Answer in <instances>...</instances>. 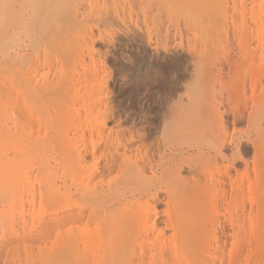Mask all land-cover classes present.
Wrapping results in <instances>:
<instances>
[{
  "label": "bare ground",
  "instance_id": "1",
  "mask_svg": "<svg viewBox=\"0 0 264 264\" xmlns=\"http://www.w3.org/2000/svg\"><path fill=\"white\" fill-rule=\"evenodd\" d=\"M258 6H264L263 0H0V14H2L3 19L6 22V46H4V50H6L4 52L5 67L8 71V78L5 83L6 86L3 81L2 83L5 86H3L4 91L0 88L2 89L0 92H2L4 96L6 95V100L8 99L6 103L10 101L13 105L12 107H14V109L9 107L13 110L10 109L12 113L15 111L18 115L21 113L24 115L26 112V115L27 111L32 109V106L38 105V97H32L29 92L26 93L21 87V78H15V76L17 77V75L21 74L22 70L27 68V73H29L30 76L27 75L26 79L30 82L32 73L29 71L32 69V71L36 70L34 67L38 66L40 61V59L36 57V60H33L34 58L32 57V54L31 57L28 56V48H34V46H37L35 49L39 48V45H37L39 43L36 44L35 39L29 34L31 25L33 24L34 26L36 23V27H32L33 32L37 33H35V36L37 37L38 42L40 35L41 39L43 38L44 30H51L52 35L55 34L58 36L62 33L64 35H60L61 43L57 44L59 46H61L60 44H64V48L66 49L57 46V49L64 53L61 55L62 57L60 55H57L58 57L56 56V60L58 58L57 63H55L56 65L54 63L52 64L55 69H57L56 71L52 69V71L54 70V73L56 72L54 74L55 77L51 81H49V79L47 81L45 80V82L43 81L44 77L40 78L43 83L42 81L39 83V80L38 85L36 84L37 82L34 83L35 85L31 82L30 84H33V86L28 83L29 86H31L30 90L34 87L33 90L37 89V92L40 93L42 91L44 93H41L42 95L40 94V97L42 96L43 98L44 96L43 99L46 102H44L46 109L43 108V104L41 103V108L45 110L44 112L52 111L49 109L50 105H47L49 103H51V105L54 104V107H57L53 109L55 111L54 116L56 114L58 117L55 116V118L51 112L52 114L50 113L51 115L48 116V118L51 117V119H53L54 117V119L50 120L51 122L49 119L47 120L50 124H53L54 127H57L59 124L56 131L58 132V135L61 134L62 141L67 138V133L70 132V130L68 132L67 129L75 126H70L71 123H68L71 121V117L77 119L76 122L75 120L74 122L78 125H80V123L82 125V123H86V120H90L86 119L87 117L85 118V116H81L80 113L82 111L79 110V108L84 109V107L88 105H85V103L88 102L91 104L88 106L92 107L93 104L89 100L90 95L92 96L97 93V84L99 87L101 82H95L93 79L94 77H92V75L95 74L87 76L88 74L86 75L83 72L86 69L83 68L90 63L89 66L92 67L87 66V68L93 69L94 72L96 71V74L97 70L94 68L101 70V72L104 69V59L102 60L101 58L102 51L100 52V49L96 48L95 45L97 41H99V38L105 39L106 37L97 38L94 31L95 28H100V23L105 21V19H115L122 23L129 20L130 22H133L132 18L135 16L139 17L142 14L146 15L147 13H150L153 18H159V20L162 18L163 20L166 19V21H173L174 23L167 25V28L172 26L175 30V35H181L180 32L183 34L184 30H186L187 33L192 31L191 36L188 37V42H186L187 44L185 43L186 46L184 45L186 47L184 49L186 52L189 50L191 55H193L190 56L192 58V63L189 61L190 59L187 60L189 61L187 62L189 65L192 64V66H190V72L187 68V70L184 69L183 71L185 72L184 74L189 72L188 76L190 77L189 78L186 75L183 76L184 78L188 77L187 80L186 78H183L186 81V83H184L185 85H183L185 90L181 87V89L184 90L182 93L186 92V95L181 98L180 96L184 94H181V92L179 93L181 95L177 93L179 96L175 94V96L177 95V98H181H178L179 102H175V100L173 102L172 100L175 97L173 95L171 97L167 95L169 99L173 97L171 101L173 104L176 103V106L178 105L179 108H176L175 106L171 107H175L176 109L169 107L168 110L167 107L165 108L167 111L165 110L166 113L161 116V128L158 127L156 132L151 131L145 133L146 130H144V127L138 125H141V117L143 116L140 115L141 113H135L132 116H128L131 123L129 122V118H127L129 124L132 125L129 126L134 128V131L130 132L132 128L130 129V127H128L127 129L125 127L126 130H129V134L127 135L125 133L122 134V136L119 134L121 138L119 136L115 137L111 132L113 133V130L117 127L119 121L116 123L114 120V122L110 120L109 122H112L113 124L116 123L115 128H112L111 132L109 129L112 125L110 127L108 126L110 135L109 132H106L107 130L104 126L107 124L106 122L108 119L115 118V116L112 115L113 112L108 111L109 109H107V111L108 113H111L113 117L109 114L105 115L104 113L106 110L101 106L104 111L101 114V116L103 115L100 121L101 124L98 123V125H100V127L103 126L104 129H101L97 124H94L98 127L97 131L99 132L100 129L101 131L99 133L96 130L93 131L95 129L94 126V129L92 128L93 130L90 131V134L94 137L91 136L89 140L86 138L88 144L85 142L86 140L84 139L85 141H83L82 138L86 137L84 134L90 130V127L95 120L90 123V126L86 124L89 127L87 132L85 130L87 129L86 125L84 128L81 126L82 129L79 128L78 125L74 127L75 131H77L76 127H78L81 133L79 132V136V133L76 132V134H74L75 131L73 130V134L77 137H75V140L72 139L73 141L70 143L68 149H66L68 146L64 145V142V148L56 144L58 145L57 149H61H59L61 152L58 150V153H60V157L58 156L59 160L60 158L66 159V155L68 154L67 161L71 170H69L66 160L64 165L67 167V169H65L68 172L66 173V171L63 168L62 169L66 173V176L70 174L69 176L73 177L72 179H74L73 181L75 182L73 184V191L68 193H62L59 187V192L57 191L58 193H56V190L53 189L49 181V176L53 173L50 174V169L47 168V165H44V160L41 158L42 156L40 157V154H42V152H40L41 148L45 149L46 152L49 151L48 147L45 146L48 141L37 140V138L34 141H30V139L25 140L26 135L24 134L25 137H23L20 133L21 131L23 132L24 128L29 129V126L24 127V125H27V119L30 117L29 114L31 115L32 113L27 114L29 116H27L28 118L24 116L25 120L23 119L22 114L20 117L23 120H21L20 117L19 119H16L17 121L21 120V122L18 121L19 125L22 121L25 122L27 120L26 124L24 123L23 125L22 123L21 125L23 126H19L23 127L22 130H19L20 132L18 131L19 127L13 128L15 130L17 129L14 132H12L13 130H8L9 124L6 125L8 121H5L6 119L3 120L2 117H0V119L3 120V122L0 120L3 125L6 122L4 125L5 128L4 126L3 128H0V202H3L0 203L2 204V206H0V264H264V32L260 30L262 31V34L259 32V36L256 38L252 37L258 41V44H255L253 39L250 38V36L254 35H250L251 27L248 28L250 26L248 25V21L250 20L248 15L252 18L251 21L255 23L262 20V26H264V7L260 8V14L254 12ZM182 12H185V18L181 17L182 19H179L178 17ZM257 14L260 15V19H257L258 21L256 22L254 19H256L255 16ZM91 16L95 17L93 20L94 22H91ZM235 16L242 17L241 24H239L240 20H238V18V22L236 23L239 26L241 25L240 28L242 30L236 25L234 29L238 28V32L235 29L234 32L237 33L235 34L233 32V34L236 36L238 35V37L234 35L235 37L231 38H239L237 40L233 39L236 41V43L233 44L236 46L240 44V46H237L240 51L237 49L236 51H238V53L236 52L237 56H235H239V58L241 57V60L233 57L235 54L233 52H235V50L232 52L233 55L229 52L230 49H233L229 47L228 40L231 32L228 31L227 26L229 23L230 26L234 22L233 20H235ZM230 17H233L232 21L230 20ZM162 19L161 21L163 22ZM86 20L89 21L86 22ZM89 22H91V25ZM261 22L259 23L262 24ZM86 23L90 25V27ZM233 24L235 25V23ZM246 28H248V31ZM23 29L28 31L27 35L23 32L26 37H22L21 30L23 31ZM259 29L260 28H258V30ZM38 30H42L43 33ZM127 30V34L125 33V30L123 31L125 34L123 32L121 33L126 37H132L138 41L144 40L145 42V39H143V35L141 34L142 32H140L138 28L132 26L131 29L129 28ZM213 30L217 34L212 35V33H214ZM77 31L84 35H77ZM72 32L74 35L80 37L78 40L80 42L82 40L81 43L83 45L80 42L78 43L77 38H74ZM38 34L40 35L38 36ZM47 34H44V38ZM220 34H223L226 38L225 41H228L227 43L225 42L228 47L225 51L222 50L221 45L218 43L220 38H217L221 36ZM244 34L245 36H243ZM68 35H70V38L72 37L71 39H76L77 46L81 44L80 47L83 51H87L88 56L90 57L88 58L86 54V58H88L87 60H91V62L88 61V63L85 57L83 58L85 60H83L81 59L82 55L79 54L80 56L78 59H81L83 63L78 67L81 68L82 66L83 68L81 69L83 71L79 68V70L74 68V65L76 67L77 63L78 65L81 63L80 60L77 59V54L78 50L82 51V49L77 48L75 51L76 48L74 47V49L71 47L70 43H68ZM49 37L50 36L47 35L46 41L45 39L43 40L48 43ZM64 37L67 44L64 41ZM81 37H83V39ZM212 38L217 40L214 41ZM223 38L224 37H222V39ZM51 39H53V37H51ZM106 39L109 41L108 38ZM222 39H220V44L224 47L225 43L222 42ZM55 40L57 39L55 38ZM233 40L232 42H234ZM44 41L43 43L46 44ZM125 41L127 42L128 40ZM176 41H178V46L174 45ZM176 41L173 46L183 47L184 42L182 43V40L179 42L180 40L176 39ZM232 42L230 44H232ZM146 43L148 44V42ZM214 45H219V47ZM256 45H261L258 46L261 50L259 49L257 51L261 52L257 53L255 51ZM211 46H214V48H211ZM218 48L219 50L217 51ZM35 49L33 51H35ZM208 49H215L216 52L212 51L211 55L209 54L210 52ZM223 49H225V47ZM67 50L70 52H67ZM220 50L224 54H220ZM38 51L39 49L35 51L36 55H38ZM254 51L256 53H253ZM65 53L67 54L66 56L64 55ZM82 54L85 56V53ZM205 54L209 56L208 59H206L208 56ZM215 54H220V59L217 58V55L215 56ZM204 56H206V58ZM211 56H213V58H211L212 63L210 62ZM48 57L47 60L51 62L50 57ZM222 57L223 61H219L222 60ZM204 58L206 59L205 61ZM215 60L219 61V64ZM52 61L55 62V59ZM84 61L88 64H85ZM203 61L206 65L208 62L215 65L212 66L213 68H217V64L220 65L217 71L218 73L213 71L212 67H210L211 65H209V69L208 65L203 66ZM40 63L47 65L48 62ZM151 63L150 60L145 59L136 64L133 74L136 73L135 75L137 76L143 74L144 76L145 73L153 68V63ZM235 63L238 65L236 68L233 67L235 74H237L235 80L238 79V82L241 81V85L245 83L244 86L247 85L246 82L248 80L249 83L247 87L250 88L248 90L251 92V94H249V99L253 97V90L250 91L252 87L257 89L260 88V94L262 93L260 95L259 90L257 91L258 93L256 95L258 98L255 97L257 104H255L256 101L253 100L254 98L251 99V102H253L251 104L249 103L248 106H251L252 104H255V106L252 107V105L250 107L251 109L249 108L250 111L248 113H246L247 111H244L246 109H241L242 105L244 106L243 108H245L246 105L240 103L242 104L240 105L241 110L238 106V112L233 115V124L243 123L245 119L248 121L249 127L244 131H240V129L242 130L243 128H237L235 126L237 129L234 130V127L231 128L228 126L229 124L225 118V110L227 111L228 108L227 106V109L225 107V109L222 108L224 111L220 108L223 107L222 102H226V99L235 98L230 96L229 88L223 86L225 88L227 87V92L225 91V88L221 87V89H219L217 87L220 91L223 88L225 94L229 97L228 98L225 95V101L223 100L220 102L223 98L220 95L222 92H218V90L214 88L218 93H216V90H213L211 93L214 92L218 94V97L221 96V99L219 98V100L217 95L214 94L217 98L216 104L214 102L215 96L211 94L214 96L213 103H203L205 102L208 92L200 83V80H202L201 77L203 78L207 73L206 70H208V73L206 74L207 77L210 76L212 71L217 74L216 76H227L224 74L226 72L223 73L222 71L223 66L225 64L235 66ZM239 64L242 65L241 68ZM205 66L207 69H205ZM245 66L248 67L246 68ZM249 66L252 67L249 69L251 70V73L253 72L252 74L244 71L248 70ZM49 67L54 68L50 65ZM237 68L240 73L236 71ZM28 69L30 70L28 71ZM46 69L47 71L50 70L48 69V66ZM88 69L86 73L89 72L91 74L93 71L89 69L90 72ZM241 69L245 74H250L246 75H248V77L251 76V79L247 78L245 75L247 80H244V82L243 80H240V78L243 77V75H239L241 74ZM209 70L211 72H209ZM52 71L50 70L49 72ZM101 72L99 71V73ZM221 72L223 74H221ZM77 73L79 76L81 74H83V76L86 75L87 78H82V76H80L81 79L79 77V79L83 80V84L87 80H93L94 84L93 82H91V84L89 82L91 85L89 86L86 82V84H88L86 86L92 87V89L94 88V91L90 89V93L92 91L95 94H89V92H87L89 91V87L86 93V87H83V84L82 87L84 90L81 89L83 92H78L80 91L78 87L81 85L79 84V86L77 82H80V80L77 82L75 80L74 83L76 82V84L73 83L74 75ZM45 74L44 76L46 78L47 76ZM23 75H26V72ZM100 75L102 77V73ZM100 75L96 76L99 77ZM221 76L218 77L221 84L218 80L217 82L214 80L217 77H214L211 82L214 80L217 85L218 83L219 85H228L227 83L229 82H225ZM88 77L90 79H88ZM98 77L97 79L100 78ZM85 78L87 79L86 81ZM228 78L229 81L232 80V77ZM33 79L35 80V77ZM102 79L104 78L102 77ZM181 79L182 78H180L179 81ZM183 79L181 80L182 82ZM206 79L210 81L209 78ZM243 79H245V77ZM252 79L254 82H252ZM250 80L252 83H250ZM182 82L181 85L183 84ZM212 83L211 88L213 87ZM28 84L26 85L27 90ZM39 84H43V88L40 87L42 85ZM68 84L71 85L69 87H72V84L74 87L78 86V91L76 92L77 88H69ZM249 84H251V86H249ZM92 85L96 86V88ZM104 85L106 84H103L100 89H98V92H100L99 90H101V88L102 90L105 89ZM234 85L236 88H240L238 89L241 90L239 91L240 93L243 91L242 89H244V92L246 93V89L239 86L240 84L234 83ZM234 85H231L232 90L235 88ZM44 86L46 90H42L44 89ZM38 87L41 91L38 90ZM172 88L173 89L170 92L171 94H173L174 91H179L176 87ZM70 90H72L71 92L73 94H71V97L79 93V96L76 97H80L78 98L80 100L84 97V103L82 101L83 104L78 102L80 100L77 101L75 96V98L73 97L75 99H73V101H71V98L61 97L62 95L67 96V93L65 92H69ZM102 93L107 95L106 92L97 94L102 95ZM245 93L243 94L242 92L244 96L240 94L241 96L239 95L238 97L248 99L245 97ZM3 95L2 97H4ZM101 95L93 96V98L95 97V100L97 99V103L99 102L98 98L102 97ZM45 98H48L49 101H46ZM93 98L91 97L90 99L93 100ZM0 99H2L1 96ZM64 99H67L66 103L68 105L62 103ZM100 99L103 100V98ZM2 101V103H4L5 98L4 100L2 99ZM74 101L80 103V106H75L78 103L74 105V103H72ZM100 102L102 103V101ZM227 102L231 103L230 101ZM2 103L1 106L3 105ZM10 103L8 104L10 105ZM101 103L100 105H102ZM232 103L230 105L233 106ZM244 103L246 102L244 101ZM64 104L67 108L63 107ZM95 104L92 108L99 109V107H97L98 104L96 107ZM104 104L105 102L103 105ZM61 105L63 107L62 109ZM69 105L71 107H68ZM4 107H6V105H4ZM89 107H87V109L91 110L88 113H86L87 109L82 110L86 115L89 114L87 116L91 118V116L96 113V110ZM58 108L61 110H56ZM230 108V111H227L229 114L232 110L233 112L236 110L233 109L234 106L232 109ZM5 109L7 108H4V110ZM69 109H75V114H78V116L75 115V117L73 115V117L70 115L69 112L71 111H68ZM102 109L97 110V115L99 114L98 111L101 112ZM4 110L2 111L4 112ZM35 110L36 113L41 112V110L38 111L39 109H33L34 112ZM220 110H222V112ZM6 111L7 110H5V112ZM3 112L2 114L5 113ZM15 112L13 113L15 116L13 114L10 116L9 112L6 116L3 115V117L5 116L6 118L9 115L10 117L13 116L16 118L18 116H16ZM33 114L31 115V118H29V123H31L30 131L33 124L37 125L39 123V126L44 125L43 123H40L42 122L40 121L41 118L39 120L41 114L39 113V116L36 114L38 118H33L34 116L36 117V115ZM62 114L65 116L61 117L60 115ZM97 115L94 114L91 121L93 120V117L95 118ZM119 117L121 116H118V119L120 120ZM9 118L7 117V120ZM57 118H59V121H63L64 124L63 122L62 124L61 122L57 123ZM63 118H65V120ZM78 118L80 122L78 121ZM13 119L14 118H12V120ZM118 119L115 118V120ZM97 120L99 121L100 117ZM11 121L10 123L12 124L15 119L12 122ZM32 121L34 123H32ZM35 121L38 122L36 123ZM121 122H123L122 119ZM2 124L0 127H2ZM15 124L16 123H14V125ZM14 125L12 127H14ZM67 125H69V127ZM39 126L36 127L40 130L33 127V131H31L30 135L37 134L39 136V134L47 133V130H45L46 126L44 127L45 131L43 130V133H40L42 127ZM65 127L67 129H65ZM244 127L247 128L246 126ZM118 128H121V130L118 131ZM135 128H137V130H135ZM141 128H143V132L140 130ZM4 129H7V131ZM26 129H24V131ZM35 129L38 130L36 131ZM72 129L73 128H71V131ZM123 129L124 125L123 128L121 126L117 127L115 133L117 132L118 134L120 131L122 132ZM63 130L67 133L63 132ZM81 130L85 131L82 132ZM34 131L36 133H32ZM102 131L105 132V135L107 133V137L111 138L114 136L115 138H113L118 140L114 141L112 138L111 140L110 138H106ZM33 135L31 136L34 138ZM63 135L66 138L63 139ZM95 136H99L100 139L96 140L97 137ZM103 136L105 137V140ZM41 138L42 137H40V139ZM102 138L103 141H101ZM99 140L102 143L101 147L99 146ZM54 142L56 141L54 140ZM10 150L13 152V155H10ZM64 151H66L67 154H65L66 152ZM48 157L47 154V158ZM49 160L51 161V157ZM54 162L56 161L54 160ZM87 165L89 167L85 169V166ZM57 166L59 165L57 164ZM51 167H53L52 164ZM59 168H61V166H59ZM56 170L57 169H55V172L57 173L58 171ZM79 174L83 176H80ZM66 180L68 179H65V183L67 182ZM42 181L47 185H50V189H48L47 186L44 187V190L47 188L49 192H47V190L43 192L40 190V195L38 196L39 202L37 203L36 201L38 197H36L37 194L35 195V193L39 194V192H36L39 190V187L37 188L35 185L36 183H40L41 186H43L41 183ZM69 186L71 187V185ZM17 190L22 193L21 195L27 194L29 196L30 194L34 197V199L30 197V199H33L34 204L37 203L35 207L33 206L34 208L32 207L30 209V213L33 215V217H31L33 218V222L30 224H27L26 221H22L24 219L22 216H26L23 209H20L19 211L21 212L20 214H22V220L20 221L23 223H19L20 225L15 223L14 219H16L15 216L18 215V213L12 210V208H15L18 203L23 202L18 200L20 198V193ZM17 193L19 194L18 197H16L18 195ZM14 196L15 200H13ZM28 196L25 198L28 199ZM10 197L13 204L10 203ZM22 198L24 197L22 196ZM30 199L25 201L28 202ZM16 200H18L17 203H15ZM14 205L16 206L14 207ZM19 208H17L16 211H18ZM28 217H30V215ZM18 218L20 219V217H17V219ZM250 246L254 248L255 252L252 256H250V252L253 249Z\"/></svg>",
  "mask_w": 264,
  "mask_h": 264
},
{
  "label": "rangeland",
  "instance_id": "2",
  "mask_svg": "<svg viewBox=\"0 0 264 264\" xmlns=\"http://www.w3.org/2000/svg\"><path fill=\"white\" fill-rule=\"evenodd\" d=\"M2 3V2H1ZM263 3H264V0H263ZM264 6H258V7H256V10L254 11L255 13H259L260 12V8H263ZM260 14V13H259ZM259 14H257L256 16H255V18L256 19H254V20H256V22L258 21L257 19H260V15ZM185 18V12H182V14L178 17L179 19H182V18ZM248 17L250 18V20L248 21V25H250L248 28H250V35H253V36H250V38H252V37H257V36H259V32H261L260 34H262V31L264 32V26H262L263 25V23L259 20L258 21V23H255V22H253V21H251L252 20V18L250 17V15H248ZM259 17V18H258ZM94 18L95 17H90V20H92L91 22H94L93 20H94ZM232 18L233 17H230V20L232 21ZM237 18H238V20H240V22H239V24H241V18L242 17H237V16H235L234 17V19L235 20H233L234 22L233 23H235V25L232 23L230 26H231V28L233 29V31H232V29L230 28V26H229V24H228V26H227V28H228V31L229 32H231L230 34V37H229V42L228 41H225L226 40V38H225V36H223V34L220 36V35H218V36H220V37H218L217 39H222V37H224L223 39H222V42H228L229 43V47L230 48H232L233 50H229V52L231 53V55H233L232 54V52L235 50V52H233V53H235L234 55H233V57H235L236 59L237 58H239V56L238 57H236L237 55H236V52L238 53V51H236L237 49H238V47L237 46H240V44H238V41H237V46L235 45V44H233V43H236V41L235 40H237V39H239V38H231V37H235L236 35V33L238 32L237 31V29H236V31L237 32H234V27H236V23L238 22V20H237ZM133 19V22L131 21L130 22V20L129 21H126L125 23L123 22H120V21H117V20H115V19H105V21H102L101 23H100V28L99 29H97V28H95V31H94V33H95V35H96V37L98 38V37H106V38H108L109 39V41L105 38V39H98L99 41H97V43H96V48H99L100 49V52H101V55H102V60H103V71L101 72V70H99V69H97V68H94L95 70H97V74L94 72V70L93 69H90V70H92L93 72H91L88 68H87V66L88 67H92V66H89V62H91V60L89 61V60H87L88 58H90L89 56H88V53H87V51H83V49L80 47L81 46V42H82V40H81V42L78 40L80 37H78L77 35H79L80 36V34L81 33H79L78 31H77V35H74L73 34V32H72V34L74 35V38H77V40H78V43L80 42L81 44L79 45V46H77V44H76V41L75 40H73V39H71L70 38V35H68V37H67V40H69L68 41V43H70V45H71V47H75L74 49H75V51L77 50V48L78 49H82V51L81 50H78V54H77V59H78V57L80 56L79 54H81L82 56H81V59H83L84 57H85V59L87 60V62L89 63H85L86 61H84V63L85 64H88L87 66H85V68H83L82 66H81V68H83V69H86L85 71H83L80 67H78V66H80V65H82V63H83V61H81V59H78V60H80V64L78 65V63H77V66L75 67V65H74V68H76V70H82L87 76H91L92 74H95V75H92V77H94L93 79L95 80V82H97V81H100L99 83H100V85H99V87H98V84H97V88L98 89H100V87L103 85V84H106V85H104L105 87V89H103L102 90V88H101V90H99L100 92H98V89H96V92L97 93H101V92H106V94L107 95H105L104 93H102V95L101 94H95L94 92H92L91 91V93H90V89H92V87H89V86H91L90 84H91V82H93V80H90V81H88L86 78V75L85 76H83V74H81L80 76H82V78L83 77H86L85 78V81L89 84V82H90V84H89V91H87V89H88V87L86 86V85H88V84H86V82H84V84H83V80H81L82 78L79 76V72L78 71H76V72H78L77 74H78V76H77V74H75L74 75V80H73V83H74V81L76 80V82L78 81V80H80V82L78 83L77 82V84L80 86V87H78L79 89H80V91H78V88L75 86H73V84H72V87H74L75 89L77 88V90H76V92L78 91V92H83V87L85 86L86 88H85V92L87 91V92H89V94H92V93H94L95 95H90V98L92 97L93 98V96H98V95H101L102 97H100V98H103V100H101L100 98H98L99 99V102L97 103L96 102V100L93 98V100L92 99H90L89 97V100H90V102H92V104L94 105L95 104V102H96V104H95V107L97 106V104H98V106L97 107H99V109H97V108H92V107H94L93 105H92V107H89L91 104L88 102V103H85V105L86 104H88L87 106H85L84 107V109H87V107H89V108H92V109H94V110H96L95 112L96 113H94V114H96L97 115V110H100V109H102L103 107V109H105L106 111H105V115H107V114H109L111 117H113V116H115V118L116 119H118V116H121V117H119L120 118V120L118 119V120H115V118L113 119H111L110 118V116H109V118L110 119H108V121L106 122L107 124L104 126L105 127V129L107 130H104V131H106L107 133L110 131H112L111 129L113 128H115V125H116V123L118 122V125H117V127H122L123 128V125H124V129L122 130V132L120 131L118 134H117V132L115 133V130H117V127L113 130V133L111 132V134L112 135H115V137H117V136H119V134H120V136H122V134H129V130H126V128L128 129V127H130V126H132L131 124H129V122L131 121L130 120V118L128 117V116H132L133 114H135V113H141L140 115H142L143 117H141L142 118V120H141V125L140 124H138L139 126H142V127H144V130H146L145 131V133H149V132H151V131H153V132H156L157 130H158V127L159 128H161V119H162V117L161 116H163L164 115V113H166V107H167V109L169 108V107H171V106H175L176 108H179V106L177 107L176 106V103H174L173 104V102H174V100H175V102H179V99L178 98H182V97H184L185 95H186V92H184V93H182L185 89H184V86L183 85H185L184 83H186V81L184 80L185 78L183 77V76H188L189 75V70L191 69L190 68V66H192V58L190 57V56H193V55H191V53L189 52V50H187V52L185 51V49L184 48H186L185 46H186V42H188V37H190L191 36V33H192V31L191 32H189V33H187V31L186 30H184L183 31V34H182V32H180L181 33V35H179V34H177V35H175V30L173 29V27L172 26H170L169 28H167L168 26L167 25H171V23H174L173 21H166V19L165 20H163L162 18V20H163V22L161 21V19L159 20V18L158 19H156V18H153L152 17V14H150V13H147L146 15L145 14H142L141 16H139V17H137V16H135L134 18H132ZM131 19V20H132ZM54 20V19H53ZM168 20V19H167ZM87 21H89V20H86V22ZM165 21V22H164ZM91 22H89V24L91 25ZM259 22H261L262 24H260ZM251 23V24H250ZM87 24V23H86ZM5 25H6V22H5V20L3 19V16H2V14H0V84H1V86H0V88H2L3 89V86H4V84L6 83V80H7V76H8V71H7V69H6V67H5V50H4V46H6V43H5ZM88 25V24H87ZM90 25H88L89 27H90ZM92 25H93V23H92ZM33 26V24L31 25V30H30V35H32V37L35 39V43L37 44V43H39V44H37V45H39L38 47V49H39V51L37 52L38 53V55H36V53H35V51H37L38 49H35V47H37V46H34V48L32 47V48H26L27 49V51H28V56L29 57H31V54H32V57L34 58H32L33 60H36V58H38V59H40V61H39V63L40 62H43V63H46V62H48L47 63V65L46 64H41L40 63V65H39V63H38V66H36V67H34L36 70H34V71H29L30 69H28V71L29 72H31L32 74H34V75H32L31 73V76L32 77H30L31 78V80H30V82L26 79V76L28 75V76H30L29 75V73H27V68H25L24 70H22V72H21V74L23 73V74H25V72H26V75H17V77L15 76V78L16 79H20L21 78V87L26 91V93L27 92H29L30 94H31V96L32 97H38V105L36 106V105H34V106H32V109L30 110V111H27V114L28 113H35V114H33V115H36V114H38V116L41 114H43L42 116L40 115L39 116V120H40V118H41V120L40 121H42V122H40V123H43L44 125H42V124H40V125H42V126H39L38 124L37 125H32L31 126V131H33L32 130V128L34 127H36V126H39V127H42V132L40 131V133H43V130H44V127L46 128L45 130H47L46 132L47 133H43V134H39V136L37 135V134H31V135H33L34 136V138L30 135V133H31V131H30V124L31 123H29L30 121V119L29 118H31V115L29 114V116L26 114L25 115V113H24V115L22 116L23 117V119H24V116L26 117V118H28L27 120H28V122H27V125H24V123L26 124V121L24 122V121H22V123H23V125H24V127H27V126H29V129H26V128H24V129H26L25 131H24V129H23V132L21 131H19V130H22V128L23 127H19L22 123H20V125L18 124L19 122H21V120H23V119H21V117H20V115H18V113L17 112H15L16 113V116H18V117H10L13 113H12V109H14V107H12L13 105L10 103V101H8L7 103H6V101L8 100H6V98L7 97H5L4 95H3V93L2 92H0V96H1V98L4 100V98H5V101H4V103H6V104H4V103H2L3 101H2V99H0V109H2V110H4V108H7V109H5V110H7L6 112H5V110H4V112L2 111V110H0V111H2L4 114H2V112H0L1 114H0V117H2V119L4 120V119H6L5 121H8L7 122V124H6V122L4 123V125L6 124V125H8L9 124V126H8V130H13L12 132H14V131H16L15 129H13V128H18V131L23 135V137H25L24 136V134L26 135V139L25 140H27V139H30V141H34V140H36V138H37V140L39 139V140H45V141H50L49 143L47 142V144L45 145V146H47L48 147V149H49V151H48V149H47V151L48 152H46L45 151V149H43V148H41V151L40 152H42V154H40V157L41 158H43V160H44V165H47V168H49L50 169V174L51 173H53L52 175H50L49 176V181H50V183H51V185H52V187H53V189L54 190H56L55 192L56 193H58L59 191V189H60V191H62V193H64V192H71V191H73V187H74V179H72L73 177H70L68 174V176H69V178H68V176H66V173L68 172V171H66V169H67V167L64 165V162H65V160H66V164L68 165V167L70 166L69 165V163H68V159H67V152L66 151H64V152H66L65 154H67L66 155V159H61L60 158V160H59V157H60V153H58V150L60 149H57L58 147V145H60V146H62L63 148H64V145H66V146H68V147H66V149H68L69 148V146H70V143L73 141L72 139H74L75 140V137H77L76 135H74V134H76V132L77 133H79L80 132V129L79 128H81L82 129V127L81 126H83V128L84 127H86L87 125H89L90 126V123L91 122H93L94 120V122H93V125L90 127V130H89V127L87 126V129H85L86 130V132L87 133H82V134H84L86 137H84V138H82L83 139V141H85L86 140V138L89 140L90 139V137L92 136L91 134H90V131H92L93 129H94V126L97 124L98 125V123H100L101 124V117L103 116H101V114L103 113V109L101 110V112L100 111H98L99 112V114H100V116H99V114L97 115V116H95V118L93 117V120L91 121V118H92V116L94 115H92L91 116V118H89V116H87V115H89V114H87L86 115V113H88V112H90V110L89 109H87L86 110V113L83 111L84 109L83 108H79V110H81L82 112L80 113L81 114V116H85V118L86 119H90L89 121L88 120H86V123L84 124V123H82V125H81V123H80V125H78L77 123H75L76 122V118H72L71 117V121L70 122H68V123H71L70 124V126H72V125H75V126H79V128L78 127H76V129H77V131H75V129H74V127L75 126H72L71 128H73L72 129V131H71V128L70 129H67L66 127L68 126L69 127V125H67L66 127H65V129H67V131L69 132V130H70V132L69 133H67V132H65L64 130H63V132H65V133H67V138L66 137H64V135H63V139L64 138H66L65 140H63L62 141V137H61V134H59L58 135V132L56 131V128L58 127V125H57V127H54L53 126V124H50V120H53L54 119V117L56 116V117H58L56 114H55V116H54V109L55 108H57V107H54V104L53 105H51V103H49V104H47L48 106H49V109H51L52 111H48V112H44L45 110L44 109H46V106H44L45 105V100L43 99L44 98V96H43V98H42V96L40 97V94L41 93H43L42 91H41V89L38 87V90L39 91H41L40 93L39 92H37L36 90H33V88L34 87H32L31 88V90H30V87L31 86H33V84L35 83V82H37L36 84L38 85V81L40 80V82L39 83H41V81H42V79H40V78H43V81L45 82V80L47 81V80H49V81H51L54 77H55V73H54V70L56 71L57 69H55V67L52 65L53 63L55 64V63H57V60H58V58H57V60H56V56L58 55H63V53L64 52H62L61 50H59V49H57V46H59L57 43H61L60 42V38H61V36L63 35V33L62 34H60V35H58V36H56L55 34H53L52 35V32H51V30H44L45 32L43 33L42 32V30H38L39 32H42L43 33V38L41 39V35L40 34H38V36H39V42H38V39H37V37L35 36V33L36 32H33V27L35 28L36 27V23L34 24V26ZM88 26H87V28H88ZM132 26H135V28H138L139 30H140V32H142L141 34L143 35V39H145V42H144V40L143 41H138V40H135L134 38H132V37H126L124 34L126 33V30L127 29H131V27ZM220 26H221V24H220ZM238 27H239V29H241L240 27H241V25L239 26V25H237ZM263 27V28H262ZM86 28V29H87ZM127 28V29H126ZM134 28V27H133ZM219 28V27H218ZM229 28H230V30H229ZM242 28H243V22H242ZM248 28H246L247 29V31H248ZM258 28H260L259 30H258ZM262 28V29H261ZM220 29V28H219ZM245 29V30H246ZM125 30V33L123 32ZM242 30V29H241ZM260 30H262V31H260ZM81 31V30H80ZM168 31V32H167ZM240 31V30H239ZM244 31V30H243ZM243 31H241V32H243ZM21 34H22V37H24L25 36V34L27 35L28 34V31H25V29H23V31L21 30ZM25 34H24V33ZM48 34H47V33ZM121 32H123V33H121ZM213 32L214 33H212V35L213 34H217V33H215V31L213 30ZM233 32L235 33V34H233ZM241 32H239V33H241ZM75 33V32H74ZM127 33H128V30H127ZM126 33V34H127ZM248 33V32H247ZM37 34V33H36ZM44 34H47L48 36H50L49 38H48V40H49V42L48 43H46L45 41H46V39H47V35H45V38H44ZM120 34H122V35H120ZM243 34V33H242ZM241 34V35H242ZM84 34H81V36H83ZM182 35H183V37H182ZM228 35H229V33H228ZM235 35V36H234ZM36 38H35V37ZM64 36V35H63ZM75 36H77V37H75ZM179 38H178V37ZM216 36V35H215ZM243 36H245V34L243 35ZM261 36V35H260ZM26 37V36H25ZM51 37H53V39H51ZM122 37V38H121ZM181 37V38H180ZM217 37V36H216ZM227 37V38H228ZM236 37H238V35L236 36ZM240 37H242V36H240ZM55 38L58 40H55ZM82 39H83V37H81ZM178 39V40H180L179 42H181V40H182V43H183V47L182 46H179V47H175L176 45L178 46V41H176V39ZM254 38V39H255ZM41 39V40H40ZM43 39H45V41L43 40ZM63 39V38H62ZM175 39V40H174ZM184 39H187V40H184ZM211 39V38H210ZM214 41H216L217 39H214V38H212ZM219 39V45H221V48H222V50H226L228 47L226 46L227 44L225 43L224 44V47H225V49H223L224 47L222 46V44H220L221 43V40ZM233 39H235V40H233ZM242 39V38H241ZM240 39V40H241ZM253 39V38H252ZM253 39V41H254V43L255 44H258V41H256L257 39H255L254 40ZM46 43V44H44L43 43V41ZM66 39H65V37H64V41H65ZM103 40V41H102ZM105 40H107V41H105ZM122 40H124V41H122ZM125 40H128L127 42L125 41ZM224 40V41H223ZM231 40V41H230ZM232 40L234 41V42H232ZM264 40V39H263ZM37 41V42H36ZM57 41V42H56ZM75 41V42H74ZM130 41V42H129ZM176 41V42H175ZM212 41V40H211ZM66 42V44H67V41H65ZM84 42V41H83ZM146 42H148V44L146 43ZM174 42H175V44H174ZM232 42V44H230ZM241 42V41H240ZM239 42V43H240ZM257 42V43H256ZM146 45H145V44ZM186 43V44H185ZM212 43V42H211ZM5 44V45H4ZM66 44H65V47H66ZM173 44L175 45V46H173ZM213 44V43H212ZM260 44V43H259ZM61 46H59V48H64V44L62 45V44H60ZM83 45V44H82ZM185 45V46H184ZM219 45H214V46H216V47H219ZM231 45V46H230ZM264 45V44H263ZM262 45V46H263ZM149 46V47H148ZM166 46H167V48H166ZM214 46H211V48H214ZM258 46H261V45H256V49H255V51L257 52L260 48L258 47ZM83 47V46H82ZM180 47H182V48H180ZM258 47V48H257ZM147 48H149V49H147ZM153 50H152V49ZM234 48H236V49H234ZM240 48V47H239ZM35 49V51H33ZM64 49H66V48H64ZM73 49V50H74ZM98 49V50H99ZM32 52H34V53H32ZM63 50V49H62ZM209 50V54H211L212 53V51H215L216 52V50L215 49H208ZM207 50V51H208ZM219 50V48L217 49V51ZM239 50V49H238ZM261 50V49H260ZM206 51V52H207ZM228 51V50H227ZM240 51V50H239ZM253 51V50H252ZM253 52V53H256V52ZM40 52H41V54H40ZM67 52H70V51H68L67 50ZM80 52V53H79ZM107 52V53H106ZM189 52V53H188ZM214 52V53H215ZM259 52H261V51H259ZM259 52H257V53H259ZM82 53H85V56L82 54ZM208 53V52H207ZM214 53H213V55H214ZM218 53V52H217ZM219 53L220 54H224L221 50L219 51ZM69 54V53H68ZM86 54H87V57L88 58H86ZM189 54V55H188ZM220 54H215V56L217 57V58H219V57H221L220 56ZM34 55V56H33ZM36 55V56H35ZM65 56L67 55L66 53L64 54ZM205 55H207V54H205ZM212 55V54H211ZM236 55V56H235ZM50 57V60H51V62L49 61V60H47V57ZM57 56V57H58ZM64 56V57H65ZM208 56V55H207ZM36 57V58H35ZM48 57V58H49ZM62 57V56H61ZM60 57V58H61ZM205 58H206V56H204ZM52 58H54L55 59V62H53L52 60H54V59H52ZM59 58V59H60ZM101 58H100V60H101ZM169 58V59H168ZM204 58V61L206 60V59H208L209 58V56L205 59ZM211 58H213V56H211L210 57V59ZM241 58V57H240ZM239 58V60H241ZM62 59V58H61ZM76 59V60H77ZM85 59H83V60H85ZM142 59V60H141ZM150 60V62H152L151 64L153 65L152 67V69H150L147 73H145L144 74V76H143V74H141V75H139V76H137V75H135V74H133V70H135V67H136V64H138V63H140L141 61H143V60ZM190 59V60H189ZM214 59H215V57H214ZM213 59V60H214ZM220 59V58H219ZM222 60H219V61H223V57L221 58ZM41 60H44V61H41ZM187 60H189L191 63V65H189L187 62H189V61H187ZM218 60V59H217ZM217 60H215L216 62H218V64H219V61H217ZM204 61H203V63H204ZM212 61V59L210 60V62ZM208 62V61H207ZM206 62V63H207ZM50 63V64H49ZM209 63V62H208ZM207 63V65H208V69L210 68V67H212V66H215V65H212L211 63H209L208 64ZM214 63V62H213ZM220 63H222V62H220ZM50 66H52V67H54V68H50L49 67V65ZM188 64V65H187ZM215 64V63H214ZM217 64V63H216ZM216 65L217 66V68H213L212 67V69H213V71L214 72H216V73H218L217 71H218V68H219V66L220 65ZM41 65H43V66H41ZM56 65V64H55ZM188 67H187V66ZM204 65H206L205 63L203 64V66ZM206 65V66H207ZM209 65H211L210 67H209ZM235 66H229V65H224L223 66V73L224 72H226V73H224V74H226L227 76H221V75H219V76H216L217 74L216 73H214L213 71V73L209 70V72H211V74H210V76L209 77H207V73H208V70H206L207 71V73L205 74V78L203 77H201V79L202 80H200V83L204 86V88L205 89H207L206 91L208 92L207 93V97L205 98V102H203V103H213V101H214V96H215V103L217 104V102H216V99L218 98H220L221 99V96L223 97L222 98V100L220 101V102H222L223 100L225 101V99H226V94H225V91H227V87L229 88V93L231 94H229L230 96H232V97H235V98H230V99H226L227 101H230L231 103H232V101H233V106H234V108L233 109H236V110H234V112H233V110L231 111V112H233V113H231L230 112V114H229V112L227 113V111H230L229 110V108L232 106V105H230L231 103H228L227 101L226 102H222L223 103V107H220L221 109L223 108V109H225L226 108V106H227V108H228V110L226 111L225 110V112H226V114H228V115H226L225 114V118L227 119V122H228V126H230L231 128L232 127H234V130L235 129H237V128H243L242 130L240 129V131H244V130H247L248 129V127H249V125H248V121L246 120H244V122L242 123H237V124H233V115H234V113H236V112H238L237 111V108H238V106H239V109L241 108V106L240 105H242V104H244V105H246L245 106V108H243L244 106L242 105V110H244V109H246V110H244V111H247L246 113H248L249 111H250V107L252 106V107H254L255 106V104H257V101H256V99H255V97L256 98H258L257 97V91L259 90V94H260V88L259 89H257V88H254V87H252L251 88V90L250 91H252V96L253 97H251V99L252 98H254L253 100H255L256 101V103H255V101H254V103L255 104H252L251 106H248L249 105V103L251 104L252 102H251V99H249V94H251V92H249V90L248 89H250L249 87H247L248 86V80L246 79V76H247V78H250L251 79V76L250 77H248V75H250V74H248V73H246V74H248V75H246L245 74V72L244 71H246V72H250L251 70H249L250 68H252V67H250L249 66V68H248V70H242L243 71V73H242V71H241V74H239V75H243V77H241L240 78V80H243V82H244V80H247V82H246V84L247 85H245L244 86V84H242L241 85V81L240 82H238L237 80L238 79H236L235 80V78H237V74H235V71H234V69H233V67L234 68H236V67H238V65H237V63H235L234 64ZM41 66V67H40ZM48 66V69H50L51 71H52V69H54L52 72H49L50 70H48L47 71V69H46V67ZM58 66H59V62H58ZM84 66V65H83ZM206 66H205V69H207L206 68ZM239 66H240V68L242 67V65L241 64H239ZM244 66V65H243ZM40 67V68H39ZM94 67V66H93ZM185 67V68H184ZM226 67H227V70H226ZM246 67V66H245ZM245 67H243V68H245ZM248 67V66H247ZM246 67V68H247ZM38 68V69H37ZM43 68V69H42ZM57 68V67H56ZM79 68V69H78ZM188 69V71L189 72H187V74H184L185 72H183L184 71V69L185 70H187ZM232 68V69H231ZM245 68V69H246ZM87 69H88V71H90L91 72V74L88 72V73H86L87 72ZM100 69H101V67H100ZM230 69V70H229ZM39 70V71H38ZM236 70V69H235ZM239 69L237 68V72H239L240 73V71H238ZM254 70V69H253ZM252 70V71H253ZM24 71V72H23ZM99 71L102 73V77L104 78V79H102V77H101V73H99ZM234 71V72H233ZM34 72H36V73H34ZM37 72H38V74H37ZM81 72V71H80ZM83 72H81V73H83ZM227 72H228V74H227ZM43 74V76H42V74ZM46 73V74H45ZM99 73V74H98ZM183 73V74H182ZM222 72H221V74H223ZM251 73V72H250ZM253 73V72H252ZM251 73V74H252ZM40 74V75H39ZM44 74L48 77V79H47V77L45 78V76H44ZM90 74V75H89ZM104 74V75H103ZM180 74H182V75H180ZM229 74H230V76H229ZM37 75V76H36ZM96 75H100L99 77L98 76H96ZM238 75V76H239ZM246 75V76H245ZM96 76V77H95ZM180 76V77H179ZM211 76H212V78H211ZM222 77V79H224V81L225 82H229V83H227L228 85H219V83H220V79L218 78V77ZM35 77V80L33 79ZM79 77L81 78V79H79ZM97 77L99 78V79H97ZM189 77V76H188ZM187 77V78H188ZM214 77H217V78H215L214 79ZM225 77V78H224ZM228 77H232V80H230L229 81V78L227 79ZM245 77V79H243ZM37 78V79H36ZM39 78V79H38ZM96 78V79H95ZM180 78H184L183 79V82L180 80L179 81V79ZM187 78H186V80H187ZM190 78V77H189ZM206 78H209L210 79V81L208 80V79H206ZM253 78V77H252ZM88 79H90L89 77H88ZM92 79V78H91ZM101 79V80H100ZM212 79H214V80H216V82H217V80H218V85H217V83L213 80L212 82H214V83H212L211 82V80ZM226 79V80H225ZM254 79V78H253ZM252 79V82H254V80ZM37 80V81H36ZM228 80V81H227ZM4 81V84L2 83ZM27 81V82H26ZM43 81H42V83H43ZM48 81V82H49ZM202 81V82H201ZM31 82H33V84L31 85L30 83ZM76 82L74 83V84H76ZM102 82H104V83H102ZM181 82L183 83L182 85H181ZM212 83V88H211V83ZM232 82H234L235 84H240L239 86H242V88H245L246 90V93L244 92V89H242L243 91V94L245 93V97L246 98H248V99H242V97L240 98V97H238L240 94H242V92L240 93L239 91H241V90H238V89H240V88H236V86L234 85V83H232ZM251 82V80H250V83H252ZM31 85V86H29V84ZM72 83V82H71ZM70 83V84H71ZM223 83V82H222ZM231 83V84H230ZM3 84V85H2ZM28 84V90H27V87H26V85ZM45 84H47V83H45ZM82 84H83V87H82ZM93 84H94V82H93ZM96 84V83H95ZM102 84V85H101ZM181 86H180V85ZM221 84V83H220ZM226 84V83H225ZM234 85L235 86V88H233L234 90H232V88H231V85ZM24 85V86H23ZM35 85V84H34ZM39 85H42V86H40V87H42L43 88V84H39ZM217 85V86H216ZM5 86H6V84H5ZM4 86V87H5ZM69 86H71V85H69L68 84V87ZM93 86V85H92ZM223 86H227L226 88L225 87H223ZM233 86V87H234ZM249 86H251V84H249ZM36 87V86H35ZM67 87V86H66ZM72 87H69V88H71L72 89ZM93 87H95L96 88V86H93ZM172 87H176V89L177 90H179V91H174V93L173 94H171L170 92H171V90L173 89ZM178 87V88H177ZM179 87H180V89H179ZM181 87H182V89H184V90H182L181 89ZM221 89V87H223V88H225V91L223 90V88H222V90L220 91L219 89ZM74 88H73V90H74ZM214 88H216L217 90H218V92H222V94L220 93V95L221 96H219L218 97V94H216V93H218L217 92V90L216 89H214ZM2 89H0V90H2ZM81 89H83V90H81ZM175 89V88H174ZM34 92H33V91ZM42 90H46L45 89V86H44V89H42ZM93 91H94V88L92 89ZM215 91L216 90V93H211L212 91ZM236 90V91H235ZM3 91H4V89H3ZM72 90H70L69 92H65V93H67V96H61V97H66V98H71L72 100L71 101H73V99L76 97V96H79L78 94L79 93H77L76 95H74L73 97H71L73 94H72V92H71ZM224 91V92H223ZM238 91V92H237ZM247 91H248V93H247ZM37 92V93H36ZM86 92V93H87ZM181 92V94H184V95H181V94H179ZM228 92V91H227ZM232 92H233V94H232ZM2 93V94H1ZM85 93V94H86ZM179 95H181L180 97H178L177 98V95L178 94ZM239 93V94H238ZM254 93H255V96H254ZM35 94V95H34ZM38 96H37V95ZM44 94V93H43ZM72 94V95H71ZM74 94H75V92H74ZM104 94V95H103ZM171 94V95H170ZM175 94H177L176 96H175ZM211 94H216L217 95V98H216V95H211ZM223 94H224V96H223ZM242 94V96H244ZM247 94H248V97H247ZM262 94V93H261ZM260 94V95H261ZM2 95L4 96V97H2ZM42 95V94H41ZM81 95V94H80ZM83 95V94H82ZM87 96H89L88 94H86ZM174 96L175 98H173V100H172V98H170L169 99V97L168 96ZM178 95V96H179ZM226 95V96H225ZM48 96V95H47ZM85 96V95H84ZM86 96V97H87ZM103 96H107L106 98L105 97H103ZM212 96H213V98H212ZM241 96V95H240ZM42 98V99H40V98ZM54 97V96H53ZM60 97V98H61ZM83 97V96H82ZM228 97V96H227ZM49 98V97H48ZM48 98H45L46 99V101H49L48 100ZM56 98H58V97H56ZM56 98H54V99H56ZM78 98H80V97H78ZM77 97L75 98V99H77V101L78 100H80V99H78ZM106 100H105V99ZM167 98V99H166ZM180 98V99H181ZM229 98V97H228ZM260 98V97H259ZM53 99V98H52ZM74 99V100H75ZM83 99V100H82ZM80 101H78V102H80L81 104H83L84 103V97L82 98ZM178 99V100H177ZM219 99V100H220ZM231 99H233V100H231ZM42 100V101H41ZM67 100V99H66ZM66 100L64 99V101L62 102V103H66ZM88 100V99H87ZM87 100H85V101H87ZM105 100V101H104ZM173 102H172V101ZM247 100V101H246ZM41 101V102H40ZM53 101H55V100H53ZM83 103H82V102ZM100 101H102V103L100 102ZM105 102V104L103 105V103ZM243 101V102H242ZM244 101L246 102V103H244ZM45 102V103H44ZM68 102V101H67ZM77 102V103H78ZM94 102V103H93ZM172 102V103H171ZM219 102V103H220ZM248 102V103H247ZM258 102H259V100H258ZM1 103L3 104L2 106H1ZM8 103H10V105L8 104ZM43 104V108H41V105ZM53 103V102H52ZM72 103H74V105L75 104H77L75 101L74 102H72ZM80 103H78L77 105H75V106H77L78 107V105L80 106ZM100 103L102 104V105H100ZM214 103V104H215ZM221 103V104H222ZM240 103H242V104H240ZM59 104V103H58ZM171 104V105H170ZM177 104H179V103H177ZM4 105H6V107H4ZM57 105V104H56ZM60 105V104H59ZM63 105V104H62ZM62 105H61V109L63 108V107H65V104H64V106L62 107ZM66 105H68L67 103H66ZM72 105V104H71ZM169 105V106H168ZM53 106V107H52ZM74 106V107H75ZM101 106H103V107H101ZM106 106V107H105ZM221 106V105H220ZM232 106V107H233ZM237 106V107H236ZM9 107H11V108H9ZM36 107V108H35ZM50 107H52V108H50ZM68 107H71L70 105L68 106ZM81 107H83V106H81ZM101 107V108H100ZM173 108V107H171L172 109H176V108ZM225 107V108H224ZM232 107L230 108V109H232ZM236 107V108H235ZM248 107V108H247ZM54 108V109H53ZM65 108H67V107H65ZM226 108V109H227ZM250 108V109H249ZM10 109L12 110V111H10ZM33 109H39L38 111H40L41 110V112H37L36 113V110H35V112L33 111ZM47 109H48V107H47ZM48 109V110H49ZM60 108H58V109H56V110H59ZM60 109V110H61ZM83 109V110H82ZM107 109H109L108 111H110V112H113V116L111 115V113H108V111H107ZM222 109V110H223ZM238 109V110H239ZM240 109V110H241ZM72 110H73V112H72ZM78 110V109H77ZM77 110H76V113H77ZM93 110V111H94ZM166 110V111H165ZM169 110V109H168ZM178 110V109H177ZM222 110H220L221 112H222ZM47 111V110H46ZM68 111H71L72 112V114H71V112H69V114L70 115H76V116H78V114H75V109H69ZM93 111H92V113H93ZM165 111V112H164ZM224 111V110H223ZM11 114H10V113ZM43 112V113H42ZM53 113V119H51V117H49L48 118V116H50L52 113ZM60 112V111H59ZM224 112V113H225ZM9 113V115L7 116L9 119H10V121L12 120V118H14L15 119V121H13V123L11 124L10 123V121H9V119L7 120V117L5 118V116H6V114H8ZM48 113V114H47ZM51 113V114H50ZM74 113V114H73ZM79 113V112H78ZM84 113V114H83ZM115 113V114H114ZM58 114V113H57ZM79 114V115H80ZM83 114V115H82ZM3 115H5L4 117H3ZM14 115V114H13ZM47 115V116H46ZM91 115V114H90ZM116 115H117V117H116ZM15 116V115H14ZM28 116V117H27ZM38 116L36 115V117L34 116L33 118H38ZM61 117L62 116H65V115H60ZM73 116V117H74ZM75 116V117H76ZM19 117H20V121L18 122L16 119L18 118L19 119ZM55 117V118H56ZM61 117H60V119H61ZM67 117H69V116H67ZM66 117V118H67ZM80 117V116H79ZM100 117V120L98 121L97 119ZM126 117V118H125ZM145 117V118H144ZM32 118V119H33ZM127 118H129V122L127 121L128 119ZM31 119V120H32ZM47 119H49V121L47 120ZM59 118H57V123L58 122H61V124H62V122L63 121H59L58 120ZM64 120H65V118H63ZM73 119V120H72ZM121 119H122V121L124 122V124H123V122H121ZM126 119V120H125ZM1 120V119H0ZM3 120H1L2 122H3ZM25 120V119H24ZM35 120H37V119H35ZM74 120H75V122H74ZM112 121V122H116V123H112V122H109V121ZM114 120V121H113ZM125 120V121H124ZM11 121V122H12ZM55 121V122H56ZM78 121H79V118H78ZM2 122H0V126H1V124H2ZM36 122V121H35ZM38 122V121H37ZM36 122V123H37ZM80 122V121H79ZM78 122V123H79ZM88 122V123H87ZM125 122H127V123H125ZM14 123H16L15 125H14ZM32 123H34L33 121H32ZM52 123H54V122H52ZM56 123V124H57ZM66 123H67V121H66ZM65 123V124H66ZM109 123V124H108ZM111 123V124H110ZM131 123V122H130ZM245 123V124H244ZM63 124H64V122H63ZM84 124V125H83ZM87 124V125H86ZM95 124V125H94ZM123 124V125H122ZM239 124V125H238ZM243 124H244V126H246L247 128H245L244 126H243ZM247 124V125H246ZM3 124H2V127H0V128H3V126H4ZM14 125V127H12ZM23 125H21V126H23ZM86 125V126H85ZM112 125V126H111ZM130 125V126H129ZM137 125V126H138ZM110 127V129H109V127ZM114 126V127H113ZM139 126H138V128H139ZM235 126L237 127V128H235ZM240 126V127H239ZM10 127V128H9ZM62 127V126H61ZM60 127V128H61ZM97 126H95V129L93 130V131H97V129H98V127H100V125H98V127L96 128ZM104 127L102 126V127H100L101 129L103 128L104 129ZM108 127V128H107ZM126 127V128H125ZM133 127H134V125H133ZM229 127V128H230ZM4 128H5V126H4ZM6 128H7V126H6ZM36 128H38V127H36ZM48 128V129H47ZM62 128H64V127H62ZM93 128V129H92ZM132 127H130V129H131ZM230 128V129H231ZM39 129V128H38ZM38 129H35L36 131L38 130ZM101 129L99 130V132L101 131ZM108 129H109V131H108ZM147 129H148V132H147ZM150 129V130H149ZM5 131H7V129H4ZM40 130V129H39ZM44 130V131H45ZM57 130H59V129H57ZM73 130L75 131L74 132V134H73ZM84 130V131H85ZM119 130H121V128H118V131ZM135 130H137V128H135ZM140 130H142V132L144 131L143 130V128H141ZM160 130V129H159ZM233 130V129H232ZM60 131V130H59ZM82 131V130H81ZM84 131H82V132H84ZM123 131H124V133H123ZM127 131V132H126ZM132 131H134V128H132V130L130 131V132H132ZM239 131V130H238ZM27 132V133H26ZM72 132V133H71ZM98 132V131H97ZM97 132H95L97 135H99ZM103 132V131H102ZM110 132H109V134H110ZM152 132V133H153ZM32 133H36L35 131L34 132H32ZM61 133H62V131H61ZM71 133V134H70ZM81 133V132H80ZM80 133H79V136H80ZM92 133V132H91ZM105 132H103V135L106 137V138H110V137H107V133H106V135L104 134ZM134 133V132H133ZM44 134H46V135H44ZM64 134V133H63ZM72 135L71 137H69L70 135ZM95 134V135H96ZM110 134V135H111ZM151 134V133H150ZM42 135H44V136H42ZM32 138H31V137ZM100 136V135H99ZM99 136H95V137H97L96 138V140H98V139H100V137ZM103 136V137H104ZM119 136V137H120ZM40 137H42L41 139H40ZM45 137V138H44ZM92 137H94V136H92ZM105 137H104V140H105ZM114 136H112L111 138H112V140L115 138H113ZM118 137V138H119ZM49 140H48V139ZM53 138V139H52ZM111 138H110V140H111ZM121 138V137H120ZM51 139V140H50ZM85 139V140H84ZM54 140L56 141V142H54ZM95 140V141H96ZM116 140H118V139H116ZM115 139H114V141H116ZM67 141V142H66ZM82 141V142H83ZM101 141H103V138H102V140ZM101 141L99 140V143H100V147L102 146L101 144ZM63 142H64V145H63ZM81 142V143H82ZM86 143L88 142L87 140L85 141ZM68 143V144H67ZM84 143V142H83ZM56 144H58V145H56ZM88 144V143H87ZM82 145V144H81ZM97 145V146H98ZM56 146V147H55ZM83 146V145H82ZM52 148H53V150H52ZM62 148V149H63ZM66 149H64V150H66ZM12 150V149H11ZM9 151L10 152V155H13V152L12 151ZM50 150H51V152H50ZM55 150H56V152H55ZM61 150V149H60ZM59 150V151H60ZM50 152V153H49ZM61 152V151H60ZM63 152V153H64ZM53 153V154H52ZM47 154H48V158H47ZM50 154V155H49ZM59 156V157H58ZM62 156H63V154H62ZM65 156V155H64ZM50 157H51V161L49 160L50 159ZM91 158V157H90ZM90 158H88V159H90ZM54 160L56 161V162H54ZM63 160V161H62ZM91 160V159H90ZM49 161H50V164H49ZM58 161H59V163H58ZM89 161V160H88ZM48 162V163H47ZM49 164V165H48ZM51 164H52V166L54 167H51ZM57 164L59 165V166H61V168H59V166H57ZM89 165V164H88ZM85 166V169L87 168V167H89V166ZM43 168H44V166H43ZM52 168H53V170H52ZM66 171V173L63 171V169ZM66 168V169H65ZM55 169H57L56 171H58L57 173L55 172ZM62 169V170H61ZM61 170V171H60ZM69 170H71V168L69 167ZM63 172V173H62ZM60 173V174H59ZM70 173V172H69ZM57 175V176H56ZM63 175V176H62ZM80 175V174H79ZM60 176V177H59ZM80 176H83V175H80ZM52 177V178H51ZM59 179V180H58ZM62 179H63V182H62ZM65 179H68V180H66L67 182L65 183ZM72 179V180H71ZM53 180V181H52ZM56 180V181H55ZM71 182H70V181ZM60 182V183H59ZM42 183V185L43 186H41V184L40 183H36V185H35V187L37 186V188L39 187V190H35L36 192H39V194L38 193H35V195H36V197H38L39 195H40V190L43 192V191H46L47 190V192H49L48 191V189H50V185H47L46 183H44L43 181L41 182ZM57 184V185H56ZM45 185V186H44ZM60 185H61V187H60ZM68 185V186H67ZM69 185H71V187L69 186ZM48 186V187H47ZM62 186H65V187H62ZM44 187H47L46 188V190H44L45 188ZM58 187H59V189H58ZM67 187V188H66ZM69 187H70V189H69ZM37 188H35V189H37ZM43 190H42V189ZM62 189V190H61ZM64 189V190H63ZM19 193H20V196H19V194L16 196V197H20L18 200H21V201H23V202H20L21 203V206H20V203H18L17 204V206L16 205H14V207L15 208H12V210H14L15 212H17L18 213V215H16L15 213V218L16 219H14L15 220V223H17V224H19V223H23L22 221H26V223L28 224H30V223H32L33 222V218H31V217H33V215H32V213H30V209L34 206L35 207V205H37V203L39 202V197L37 198V203L36 204H34V201H33V199H34V197H32L30 194H29V196L27 195V194H23V195H21L22 193L19 191V190H17ZM34 191V192H35ZM58 191V192H57ZM45 193V192H44ZM61 193V192H60ZM25 195H27L29 198L28 199H26L27 198V196H25ZM22 196L24 197V198H22ZM26 197V198H25ZM30 197H32L31 199H30ZM36 197H35V200H36ZM46 198V197H45ZM22 199H24V200H22ZM30 199V201H28V202H26L25 200H29ZM13 200H15V196H14V199ZM18 200H16V202L15 203H17L18 202ZM32 200V201H31ZM10 201H11V197H10ZM25 201V202H24ZM0 203H3L2 201L0 202ZM10 203H12L13 204V201H11ZM26 203V204H25ZM32 203V204H31ZM11 204V205H12ZM29 204H31V205H29ZM34 204V205H33ZM19 205V206H18ZM27 205V206H26ZM0 206H2V204H0ZM31 206V207H30ZM5 207H7V206H5ZM20 207V208H19ZM22 207V208H21ZM29 207V208H28ZM33 207V208H34ZM17 208H19L18 209V211H16L17 210ZM20 209L22 210H24V212H25V214H26V216H22V214H20L21 212H19L20 211ZM30 215V217H28ZM21 216H22V218H24L23 220L21 219ZM17 217H20V219L18 218L17 219ZM27 217V218H26ZM29 218H30V220H29ZM18 222H17V221ZM20 220H22V221H20ZM20 225V224H19ZM18 225V226H19ZM253 250L250 252V256H252V254H254L255 252H254V248L252 247V246H250Z\"/></svg>",
  "mask_w": 264,
  "mask_h": 264
}]
</instances>
